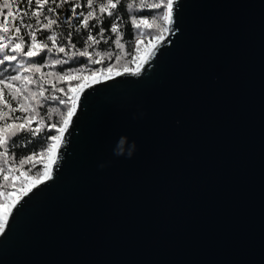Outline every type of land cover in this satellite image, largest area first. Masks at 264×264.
Returning a JSON list of instances; mask_svg holds the SVG:
<instances>
[{
  "label": "water",
  "instance_id": "1",
  "mask_svg": "<svg viewBox=\"0 0 264 264\" xmlns=\"http://www.w3.org/2000/svg\"><path fill=\"white\" fill-rule=\"evenodd\" d=\"M170 28L79 94L0 264H264V0H174Z\"/></svg>",
  "mask_w": 264,
  "mask_h": 264
},
{
  "label": "snow or ice",
  "instance_id": "2",
  "mask_svg": "<svg viewBox=\"0 0 264 264\" xmlns=\"http://www.w3.org/2000/svg\"><path fill=\"white\" fill-rule=\"evenodd\" d=\"M68 2L69 0H60L57 3V0H51V4L55 5V7H51L48 6L50 0H0V54H3L2 58H0V65H4L6 62H16L15 68L18 73L17 75L0 79V103H3L8 108V112L0 109V121H3V123H0V161L3 162L0 164V174L13 171V169L5 167L9 163H16L12 159V157L16 156V153L11 151L12 149H26L28 144H31L36 137L46 130L55 132V134L43 137L46 143L39 153L33 152L23 158H17L18 167L22 169L19 176L3 175L5 181H15L23 177L20 187L21 195H26L37 184L51 178V165L56 162L55 153L60 147V141L63 139V134L67 130L71 118L75 114L79 94L84 88L89 87V78L82 75H73V71L86 72L89 71L91 65L102 63L103 58L113 59V54L109 52H104L103 54L101 52H89L90 48L99 45L101 41H104L105 44H114L117 49L125 47V44L122 43L124 34L120 30V16H116L115 21L110 25L109 30L113 34L112 36H106L105 29L102 26L99 27L96 35L91 34L92 27L102 25V16L104 14L108 17L113 16V10L117 8L121 0H100L98 4L99 14L97 13L95 0H86L89 9L86 13L83 11L77 13L76 9L80 5L76 4L64 22L69 27H73L72 22L75 20L83 29H89L87 39L84 41L86 47L83 50H77L76 44L72 42L71 32L68 33L67 44H59L60 37L53 30L59 19L58 17L52 18V15L57 12L58 8ZM173 2L174 0H130L127 3L126 7L129 9L161 10L158 14L148 13L147 15L151 17L150 20L145 18L142 11L137 15L131 16V26L137 30L135 52L140 51L139 45L142 41H145L148 45L146 48L147 55L151 56L153 54V50L156 48V44L153 41H162L163 33L171 30ZM4 10L7 11L8 16H2ZM13 12L17 13V15H11ZM45 12L48 15H45ZM138 15L140 18H138ZM26 20L34 21V23H27ZM93 20L96 23L90 24V21ZM22 29L23 34H21ZM42 31H51V34L46 35V37L42 38V42L38 43L37 33ZM25 36L28 37L27 43H25ZM25 47H27V51H25ZM53 52L57 53V55L48 62V67L67 64L69 60L76 62L74 59L76 57H87L88 59L84 68L56 73H41V67L38 64L29 63L31 58L41 56L43 53ZM59 54H62V57ZM95 57H102V59H96ZM114 58L120 61L123 57L120 54H116ZM137 61L145 62V58L137 56L135 60L130 62ZM140 62L136 63L134 70L125 65L124 71L138 73L141 67ZM112 70V66L103 70H92L91 83L97 82V71L110 73ZM22 72L40 73L41 76L33 78L29 75H21L20 73ZM115 74L119 76L121 72L117 70ZM103 78L108 79L109 77L104 75ZM45 79L48 85H51L50 88L41 82ZM65 80L79 83L74 88L69 85L67 89L58 87L54 83V81ZM16 81H20L19 87L16 85ZM32 84H36L37 91L29 90V86ZM6 89L9 93L8 99H5L4 95ZM32 100H35L36 103L26 104L22 102ZM11 101H17L21 115H15L17 108L12 106ZM48 101L63 106V109L60 107H48L46 114L41 115L38 109L43 107ZM9 118H11V122H9ZM54 119L55 122H53ZM33 122L36 123L35 127H33ZM21 134L27 135L23 136ZM13 138H18V140L14 141ZM45 155H47V160L37 158ZM25 165H28L27 169H24ZM38 165H43L42 170ZM33 171L35 175L29 179L28 177ZM25 184L27 187H24ZM6 187L7 185L0 186V188ZM12 187L15 189L14 183ZM0 195L4 197L3 202H0V232H2L12 207L18 201L14 195L6 191L0 192Z\"/></svg>",
  "mask_w": 264,
  "mask_h": 264
},
{
  "label": "trees",
  "instance_id": "3",
  "mask_svg": "<svg viewBox=\"0 0 264 264\" xmlns=\"http://www.w3.org/2000/svg\"><path fill=\"white\" fill-rule=\"evenodd\" d=\"M60 0H57V3H59ZM96 4H97V13L98 12V4L100 3V0H95ZM130 0H121V3L117 6V8L115 10H113V16L112 17H108L106 14H104L102 16V25H97L96 27H92L91 28V34L96 35L99 31V27L102 26L105 29V35L106 36H112L113 34L110 32V25L113 21H115L116 16H120L121 20L119 21L120 25H121V32H123V37H122V43L125 44V47L123 49H117L115 47L114 44H105L104 41H101V43L99 45L94 46L93 48L89 49V52H101L102 54L104 52H109L113 54V59L109 60L107 58H103V62L100 64H94L90 66L89 71L86 72H75L73 71V75H82L85 77H88V83L91 82V72L92 70H103L106 69L109 66L113 67L112 72L107 73L104 71H97V77L98 80H102L104 79V75H107L108 77L114 75L116 73L117 70H119L121 73L125 72L124 71V67L125 65H127L128 68L130 69H135L136 68V63L140 62H130L135 60V57L139 56V57H145L147 55L146 53V48L148 47L147 43L145 41H142L141 44L139 45L140 51L139 52H135V47H137L135 45V38L137 35V30L131 26V22H130V18L132 15H137L139 12H143L145 15V18H148L149 20L151 19L150 16H148V13H152V14H158L161 10H152V9H129L126 7L127 3H129ZM76 4H79L80 7L76 9L77 13L83 11V12H87L89 9L87 7V2L86 0H69L68 3L63 4L60 8L57 9V12L55 14L52 15V18H57L59 19V22L56 26H54L53 30L56 31L60 37L59 39V44H63L66 45L67 44V36L68 33H72V42L74 44H76V49L77 50H83L84 47H86L84 41L87 39V35L89 33V29H83L82 27H80L79 23L77 21H73V27H69V25L67 23H65V19L66 17L70 14L71 9L73 7H75ZM48 6L51 7H55L54 4H51V0H50V4ZM9 14L7 13L6 10L3 11L2 16H8ZM11 15H17V13L13 12ZM45 15H48L47 12H45ZM138 18H140V16L138 15ZM43 20V18H42ZM27 23H34V21H28L26 20ZM96 22L90 21V24H95ZM23 34V29H22V33ZM51 31H42L37 33V42L41 43L42 42V38L46 37V35H50ZM167 34V31H165L163 33V38L165 37V35ZM114 38V37H113ZM28 42V37L25 36V43ZM156 41H153V43H155ZM25 51H27V47H25ZM116 54H120L123 58L120 61H117L114 57ZM57 55V53L53 52V53H43L41 56L38 57H34L31 58V60L29 61V63H36L41 67V73H56V72H62V71H71L74 69H79V68H84L87 62V57H76L74 58L76 62H74L73 60H69L67 64H62V65H55L52 67H48V62L54 58ZM62 57V54H59ZM3 54H0V58H2ZM96 59H102V57H95ZM23 59V58H21ZM141 63V62H140ZM16 62H6L4 65H0V79H4L7 78L9 76L12 75H17V70L15 68ZM21 75H29L30 77L33 78H37L40 77L41 74L40 73H20ZM42 83H44V85L48 88L51 87V85H48L47 80H42ZM16 85L19 87L20 85V81H16L15 82ZM54 83H56L58 85V87H64L65 89H67L69 87V85H71L73 88L76 86L77 81H71V80H65V81H54ZM29 90L30 91H37V86L36 84H32L29 86ZM47 94V93H46ZM60 95H63L62 93H59ZM5 99L9 98V93L8 90H5ZM23 103L26 104H35L36 101L32 100V101H22ZM11 104L13 107L17 108V111L15 113V115H21L19 108H18V103L17 101H11ZM48 107H60L61 109H63V106L60 105H56L54 102L52 101H48L46 104L43 105V107L39 108L38 110L40 111L41 115H45L46 114V110ZM0 109H3L4 112H8V108L5 107V105L3 103H0ZM9 122H11V118H9ZM55 122V119L54 121ZM0 123H3V121H0ZM36 126V123L33 122V127ZM49 134H55V132H50L48 130H46L44 133H41L40 136L36 137L33 142L31 144H28L26 149L23 150H19V149H12L11 151H14L16 153L15 157H12L13 160L16 161V163H9L8 165H5L6 168L9 169H13V171L11 173H3L0 174V186L3 185H7L6 188H0V192H8L11 193L12 195L15 194H20V187H21V180L23 179V177H21V179H16L15 181H5L3 179V175L4 174H10L12 176H19L20 175V171H22V169H19L18 167V159L17 158H23L24 156L30 155L33 152L35 153H39L43 148H44V144L46 143V141L43 139L44 136H47ZM23 136H26L27 134H21ZM14 141L18 140V138H13ZM39 159H44L47 160V155H45L44 157H37ZM3 162L0 161V164H2ZM28 165L24 166V169H27ZM38 167L43 168V165H38ZM35 175V172L33 171L30 175H29V179L33 178ZM15 184V189H13L12 184ZM24 187H27V185L25 184ZM3 195H0V202H3Z\"/></svg>",
  "mask_w": 264,
  "mask_h": 264
},
{
  "label": "clouds",
  "instance_id": "4",
  "mask_svg": "<svg viewBox=\"0 0 264 264\" xmlns=\"http://www.w3.org/2000/svg\"><path fill=\"white\" fill-rule=\"evenodd\" d=\"M134 151H135V145L133 144L131 147H130V149H129V151L125 154L128 158H131L132 157V155L134 154ZM122 153H120V154H118V155H121Z\"/></svg>",
  "mask_w": 264,
  "mask_h": 264
},
{
  "label": "rangeland",
  "instance_id": "5",
  "mask_svg": "<svg viewBox=\"0 0 264 264\" xmlns=\"http://www.w3.org/2000/svg\"><path fill=\"white\" fill-rule=\"evenodd\" d=\"M157 42H158V41H156L155 44H156ZM133 70H134V69H133ZM97 81H98V80H97ZM90 83H91V82H89V84H90ZM14 196L16 197V199H18V198L21 197V194H15Z\"/></svg>",
  "mask_w": 264,
  "mask_h": 264
}]
</instances>
